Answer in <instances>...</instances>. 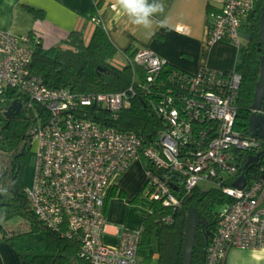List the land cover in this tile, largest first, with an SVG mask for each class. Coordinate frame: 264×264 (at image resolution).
Wrapping results in <instances>:
<instances>
[{"label":"built area","instance_id":"obj_1","mask_svg":"<svg viewBox=\"0 0 264 264\" xmlns=\"http://www.w3.org/2000/svg\"><path fill=\"white\" fill-rule=\"evenodd\" d=\"M204 1L209 43L226 42L239 53L243 21L254 12L258 0ZM37 43L34 34L0 31V93L14 89L26 96V106L36 104L48 113L45 124L31 132V142H37L36 158L32 184L25 192L30 209L47 229L56 232L66 224L80 236V256L90 264H136L140 230H120L117 248L103 245L101 236L112 178L143 158L153 167L180 174L186 192L200 182H212L229 200L219 214L204 264H225L231 248H264V164L254 179L244 175L242 189L233 186L243 175L238 169L243 156L264 151L263 139L237 128L235 100L241 76L235 68L223 72L200 67L192 74L176 69L164 76L167 61L152 50L138 49L131 58L124 55L121 64H114L131 67L132 78L125 89L79 94L68 88H48L31 70ZM137 94L153 96L149 105L165 126L155 148H144L134 133L88 116V108L97 107L107 111L109 121L114 122ZM252 112L264 115L263 111ZM145 172L149 199L179 209L167 180L153 171Z\"/></svg>","mask_w":264,"mask_h":264},{"label":"trees","instance_id":"obj_2","mask_svg":"<svg viewBox=\"0 0 264 264\" xmlns=\"http://www.w3.org/2000/svg\"><path fill=\"white\" fill-rule=\"evenodd\" d=\"M262 1H257L254 12L243 21L242 29H246L248 41L240 48L235 65V71L241 76L235 100L237 119L243 120V123H237V128L244 133L248 130L255 85L260 77L261 46L258 33ZM33 13L36 17L42 16L40 11L34 10ZM136 52L128 48L123 56L131 58ZM117 54L106 32L97 24L88 42L77 32H72L62 45L50 49H44L38 41L33 48L30 67L51 89L68 88L79 94L115 93L125 89L132 78L131 67L113 64ZM175 70L167 67L164 76ZM160 78H164L163 75ZM152 97L137 94L130 107L122 110L114 122L109 121L107 111L97 107L88 108V116L119 131L134 133L144 148H155L158 134L165 130V126L149 105ZM27 100L25 95L14 89L0 93V157L6 163L0 172V241L13 248L21 264H90L80 256L82 242L78 234L71 232L66 224L56 232L50 231L30 209L23 185L25 161L31 132L35 127L45 124L48 113L36 104L26 106ZM13 102L20 104V110L12 119H7L5 113ZM251 154L255 155L256 152L246 153L238 166L239 173L248 179H254L264 164L263 154L258 164H250L243 169ZM140 160L144 163L145 171H153L167 180L180 202V208L172 210L164 207L160 200H150L145 185L144 200L149 205V213L140 230L139 249H150L154 238L158 245L157 264H181L187 209L193 206L206 221L198 227L191 264H204L205 253L216 233L220 214L212 213L210 206L215 201L227 203L229 200L221 191L220 194L209 190L202 192L196 187L186 192L184 178L180 174L170 168L153 167L143 158ZM15 220L16 226L10 228L9 222Z\"/></svg>","mask_w":264,"mask_h":264},{"label":"crops","instance_id":"obj_3","mask_svg":"<svg viewBox=\"0 0 264 264\" xmlns=\"http://www.w3.org/2000/svg\"><path fill=\"white\" fill-rule=\"evenodd\" d=\"M148 2L151 4L153 0ZM163 3L164 14L155 19L166 20L168 27L154 24L146 30L132 25L116 0H0V31L19 36L34 34L44 49H50L62 45L72 32L80 33L88 42L98 24L121 58L128 48L149 49L166 60L168 67L189 74L200 67L223 72L235 68L238 59L235 47L226 42L209 43L204 0H163ZM34 10L42 16L36 17ZM146 181L141 160L133 161L126 171L112 178L105 197L103 245L117 248L120 230H141L149 213V205L144 200ZM157 262L158 245L153 238L150 249L138 248L136 264ZM0 264H21L13 248L2 241ZM225 264H264V248H231Z\"/></svg>","mask_w":264,"mask_h":264},{"label":"water","instance_id":"obj_4","mask_svg":"<svg viewBox=\"0 0 264 264\" xmlns=\"http://www.w3.org/2000/svg\"><path fill=\"white\" fill-rule=\"evenodd\" d=\"M259 43L261 46L260 57V77L255 85V92L251 105V115L247 123V134L252 137H257L264 140V115L252 111L264 112V0L262 1L259 25ZM20 110V104L13 102L9 110L5 113L7 119H12L14 115ZM264 151L257 153L255 156H248L243 169H246L250 164H256ZM246 179L244 174L240 175L233 183V186L242 189L245 186ZM205 218L193 206L187 209V219L185 228V240L182 251L181 264H191L193 248L196 240L198 227L205 223Z\"/></svg>","mask_w":264,"mask_h":264},{"label":"clouds","instance_id":"obj_5","mask_svg":"<svg viewBox=\"0 0 264 264\" xmlns=\"http://www.w3.org/2000/svg\"><path fill=\"white\" fill-rule=\"evenodd\" d=\"M123 13L128 17L130 23L138 28L150 30L154 24L161 28L168 27L166 20L155 19L158 15H163L165 5L163 0H116Z\"/></svg>","mask_w":264,"mask_h":264},{"label":"rangeland","instance_id":"obj_6","mask_svg":"<svg viewBox=\"0 0 264 264\" xmlns=\"http://www.w3.org/2000/svg\"><path fill=\"white\" fill-rule=\"evenodd\" d=\"M246 29L243 28L241 29V32H245ZM241 42L243 44L247 43V34L245 32L244 36H241ZM60 46V45H59ZM63 46L62 48H64ZM234 47V46H233ZM237 51V49H236ZM113 64H121L123 62L121 56L117 55L115 59L112 61ZM234 68H232L230 71H233ZM243 123L242 119H238V123ZM241 129V128H240ZM36 146L37 142L33 141L30 143L29 148H28V154L27 158L25 161V168H24V175H23V185H25L26 188H29L32 184V179H33V174H34V168H35V158H36ZM3 160V157H0V172L2 171V166L4 167L6 163ZM198 189H200L202 192L205 191H212L214 193L220 194V188L214 184V183H207V182H200L198 184ZM222 198V196H221ZM226 203L224 202H213L212 205L210 206V210L212 213H221L225 209ZM17 224V220L9 222L10 228L15 227ZM1 235V233H0Z\"/></svg>","mask_w":264,"mask_h":264}]
</instances>
